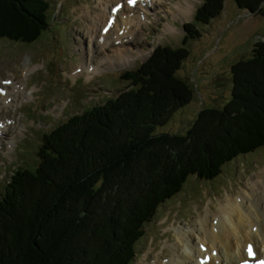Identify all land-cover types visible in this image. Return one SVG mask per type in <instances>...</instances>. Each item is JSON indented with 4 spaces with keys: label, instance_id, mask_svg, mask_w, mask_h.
Segmentation results:
<instances>
[{
    "label": "trees",
    "instance_id": "trees-1",
    "mask_svg": "<svg viewBox=\"0 0 264 264\" xmlns=\"http://www.w3.org/2000/svg\"><path fill=\"white\" fill-rule=\"evenodd\" d=\"M237 1L264 11V0ZM222 6L207 0L184 25L180 49L158 48L141 69L124 72L129 84L118 96L44 132L35 165L14 169L1 194L0 264H131L147 225L190 176L212 180L225 162L264 146V42L233 64L223 106L164 130L196 96L178 73L187 42ZM49 9V0H0V38L38 40L51 29ZM100 182L104 191L93 195Z\"/></svg>",
    "mask_w": 264,
    "mask_h": 264
},
{
    "label": "rangeland",
    "instance_id": "rangeland-1",
    "mask_svg": "<svg viewBox=\"0 0 264 264\" xmlns=\"http://www.w3.org/2000/svg\"><path fill=\"white\" fill-rule=\"evenodd\" d=\"M65 1L57 0L58 8L60 9L58 17L54 14V9H49V19H56V21L53 20L51 22L50 31L42 34L38 40L28 43L23 41L11 42L5 36L3 40L0 39V82L3 73L9 71L14 74L12 79L15 81H19L18 79L23 76L28 88L32 92L34 91V96L31 94L29 99H19L18 106H10L3 112V116L11 118L14 123L9 125L13 128L7 130V133H4L3 137L0 138V197L5 192V189L10 186L9 181L11 175H13L14 168L21 170L29 167L28 165H35L37 162L36 146L39 141L36 140L35 146V144L31 143V135H28L27 132L35 128L31 131V133L35 134L41 126L47 127L46 123H44L46 121L57 122L63 116H72L73 114L68 113L81 107L85 97L91 93H86L82 80H77L72 87L67 82L70 77L69 73L75 69L74 67L77 64L82 62V55L86 51L87 38L97 39L93 32L102 24L101 20L106 19V10L104 5H102L101 9H97L96 13L94 12V9L97 8V0H74L81 4L73 8L69 23L71 28H69L58 23ZM110 1L103 0L102 2L109 3ZM206 1L166 0L165 5L170 6L167 19L177 28L176 30L174 27L172 30V32L176 30V33L173 34L170 31L163 34L161 30L162 19L156 26L155 33L151 36L148 34L149 27H146V29L142 30L140 36L142 38L145 34L147 35L143 40L144 44L146 42L150 44V48L147 47L148 51H151L160 43H169L171 41L176 46H182V42L179 41L185 34V31L182 30L183 24L192 21L194 15L199 14L203 3H206ZM236 1L223 0V6L219 14L212 17L209 13L204 15V18L210 23L197 25L201 39L198 41V39L191 38L190 42L193 45L188 42L187 46L192 49L190 59L188 63H185L178 70L179 75L186 77H190L193 72L192 79L197 87L196 96L193 103L184 112L174 115L176 122L166 125L164 130L175 132L181 127L180 119L186 121L195 116L197 112H203L205 107H212L215 104L220 107L223 106L227 99L230 98V90L233 85L232 64L251 56L255 47L262 43V38H264V12L255 14L256 11L254 9L253 15L250 13L245 14L246 11L239 8ZM188 2L193 5L192 11L187 13L186 20L184 17L179 19L180 13L178 12L177 4L185 7ZM171 3H175L176 6L172 7ZM80 6L88 9L89 13L91 11L94 13L90 15H85L84 12L80 13L82 11ZM157 10L158 7L154 11ZM62 14L61 20L65 21L64 12ZM158 15L163 16L159 12ZM152 17L154 20L158 19L155 16ZM121 25L123 28L122 23ZM97 32H99V29ZM16 34L18 35L19 32H16ZM130 49L132 52L125 54V57L130 56L125 62V67H134L130 64L136 62V57L139 54L136 49L133 50L132 47ZM92 64L95 65L97 63L94 61ZM34 65L36 67L33 70L23 75V69L27 70L28 66ZM98 80L99 83H93L91 86L97 85L102 88H112L107 73H101L98 76ZM64 99L65 101H63ZM19 111H23L24 115ZM24 118H26L24 121L25 127L22 124ZM18 120L21 122L19 123ZM34 121H37V123ZM174 125L178 126V128H175ZM20 138L21 141L17 142ZM255 148L256 145H253L250 146L249 150L246 149L244 155H248V157L241 160L242 164L238 165V163H235L231 168L229 166L225 167L221 171L222 175L214 181L203 184L197 179V182L191 181L190 184H185L183 191L176 196L177 198L175 197L176 199L171 200L172 203L168 202V204L163 205L160 214L156 215L148 226L146 229L148 236L146 243L148 240L150 241L144 245L146 238L144 237L137 243V254L131 264H143L144 262L155 264L154 260L158 258L159 260L165 259L163 260L164 264L169 262L166 260L173 257L175 251L186 252L183 240L180 242L178 239L180 234L183 232L189 233L186 231L188 230L187 226H192L189 230L197 227L198 222L195 221V218L199 217L200 213L206 212L207 209L210 210L208 205L203 207L205 201L201 199L209 195L214 199L217 197L215 202L208 200L209 206L214 210L220 200H226V197L230 196V192L238 193L242 190L237 183H232V189L230 190V178L228 177L227 179L225 175L234 176L239 181H243L245 183L243 187L247 186L248 181L264 176V146L259 147L256 154L253 152ZM17 159H23V162H19ZM15 173L17 172L15 171ZM91 177H94V182L97 180L98 174L91 175ZM186 186L189 187L186 188ZM105 187L106 185L100 182L97 187L91 188L94 191L93 195L98 191H101L102 194ZM203 187L206 188L205 191ZM247 187H249V184ZM18 191H20L19 185ZM115 191L117 195H120V190L115 189ZM232 198L235 199L234 196ZM249 198L252 200V196ZM198 208L201 210L199 211V216L195 211ZM191 209L192 213L189 214ZM213 216L214 214H212L211 220L216 222L218 219L213 218ZM167 221L170 224L165 227L164 223ZM171 224L174 225L171 226ZM166 232H168L167 238L161 236V233L165 234ZM138 258L139 260L137 261Z\"/></svg>",
    "mask_w": 264,
    "mask_h": 264
},
{
    "label": "bare ground",
    "instance_id": "bare-ground-1",
    "mask_svg": "<svg viewBox=\"0 0 264 264\" xmlns=\"http://www.w3.org/2000/svg\"><path fill=\"white\" fill-rule=\"evenodd\" d=\"M102 1L103 0H97V8L94 9L95 13L96 10L101 9V6L105 3H100ZM117 1L118 0H114V3H116ZM165 3L166 0H151V2L149 0H146V2H142L141 6L139 7L140 10L137 11V14L129 17L131 21L122 22L126 30L122 35L119 34V30L122 27L121 23H115L113 28L108 27V32L103 34L102 39L100 40V37L102 35V27L106 23V19L109 16L108 11L106 19L101 20L102 24L93 32L97 36V39H92L91 37L87 38L85 44L86 51L85 54L82 55L83 63L80 66L81 71L79 73L85 74L90 78L96 75L102 69L103 65H105L106 71L109 74L110 80L112 82V89L115 91L118 90L121 85L122 75L124 74V71L128 70V67H125V62H127L130 56L128 55L127 57H125V54H130V52H132V50L130 49L131 47L133 50L136 49L139 52L136 57V62L133 64V72H136L137 70L142 68V56L146 58L145 61L147 62L150 60V58L158 48L168 47V49H180L183 45L176 46L172 44L171 42L173 41H171L169 43H160L151 51H148L147 47L150 48V44H148L147 42L146 44H144L143 40L147 35L145 34L142 38L140 36L142 34V30L146 29V27H149L148 34L150 36L155 33L156 26L159 24L160 19H162V33L166 34L170 31L172 32L175 26L167 19L170 6H166ZM236 3L237 6L242 10H245L247 14H254V10L251 11L244 6L241 7L238 1H236ZM80 4V2L78 3L74 0H66L63 4V9L61 10V16L58 18V23L71 28V25L69 24L71 19L70 15L73 8ZM173 6H176L175 3L173 4ZM56 7L58 8V5L55 1V3H53L52 7L50 8L54 9V14L58 17L60 9L58 8L59 11H56ZM156 7H158L157 11L163 16L158 15L157 11H154L153 15H150L151 11L154 8L157 9ZM80 8L82 10L80 13L84 12L85 15L94 13L92 11L91 13H89V10L85 7L80 6ZM192 8L193 5L190 2H188L187 6L185 7H182L181 4H177V9L180 13L179 19L184 17V19L186 20L187 13L192 11ZM255 11V14L264 12L263 8L261 9V7L256 8ZM63 12L65 21L61 20V17H63ZM141 13H144L143 17L141 16ZM128 14L129 16H131L130 13ZM120 15L121 14L119 13L118 16ZM152 16H155L158 19L154 20ZM98 29L99 32H97ZM175 29L177 30L176 27ZM176 30L172 33H176ZM184 39L185 34L184 36H182V39L179 42H182L183 44ZM116 40H120L121 42L117 43ZM190 40L191 38L188 40L189 44L193 45ZM251 57L252 56H249L243 59H248ZM94 61H96L97 64L93 65L92 63ZM91 66L92 69H90ZM35 67L36 66L34 65L28 66L27 70L23 69V75L27 74ZM72 71H76V68ZM12 77H14V74H11V72L9 71H5L0 82V138L2 137L1 134L3 130L7 131L8 127L13 128L9 126V122L12 119L3 117V111L5 109H8L10 106H18L19 99H29L31 94L33 95L34 93V91L32 92L28 88L23 76L18 79L19 81L13 80ZM19 112L24 115L23 111ZM25 120L26 118H24V120L22 121L24 127ZM18 122L20 123L21 121L18 120ZM40 133L43 138L48 137L44 132ZM31 140V143L35 144V146L36 140L40 142V138L34 134H31ZM20 141L21 138L17 142ZM258 145H256V148L253 151L254 154H256L258 150ZM60 154L61 152H59V155ZM244 154L245 153H241L240 156H246ZM17 161L23 162V159H17ZM231 182L233 184L237 183L240 185L242 191L238 192V194L240 195L241 199H244V201L238 200L239 202L237 203V201L232 198V194H230L229 197H226V200H220L219 204H216V208L214 210L211 206H208L210 207V210L207 209L206 212L202 213L203 217L198 221L197 227H193L192 230L188 229L187 231L189 233H181L178 238L180 242L187 239L191 252L184 253L175 251L174 258L170 259V262L168 264H201L202 259H205L204 257L211 256L212 252L215 251L219 252V255L213 257V260L211 257L210 264H236L239 259L243 260L246 257H249V253L245 251L244 247H248L250 241L256 244V251H258L260 254L264 253V184L261 183L260 178L253 179L251 183H249V187H243L245 183L243 181H239L238 178H233ZM230 187H232L231 184ZM247 194H250L252 196L250 204L248 202V199H246V197H248L246 196ZM212 214H214V216L217 215L219 219L221 215V220L217 222V225H214V222H212L211 220ZM230 255L234 256L229 261Z\"/></svg>",
    "mask_w": 264,
    "mask_h": 264
},
{
    "label": "snow or ice",
    "instance_id": "snow-or-ice-1",
    "mask_svg": "<svg viewBox=\"0 0 264 264\" xmlns=\"http://www.w3.org/2000/svg\"><path fill=\"white\" fill-rule=\"evenodd\" d=\"M133 2H134V0H133ZM249 254L252 255V250H251V248H249ZM261 264H264V261H261Z\"/></svg>",
    "mask_w": 264,
    "mask_h": 264
}]
</instances>
